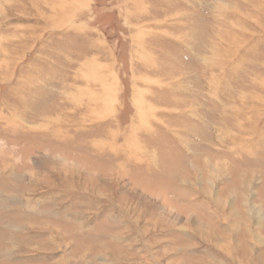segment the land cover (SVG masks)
<instances>
[{
	"label": "rangeland",
	"instance_id": "obj_1",
	"mask_svg": "<svg viewBox=\"0 0 264 264\" xmlns=\"http://www.w3.org/2000/svg\"><path fill=\"white\" fill-rule=\"evenodd\" d=\"M0 264H264V0H0Z\"/></svg>",
	"mask_w": 264,
	"mask_h": 264
},
{
	"label": "bare ground",
	"instance_id": "obj_2",
	"mask_svg": "<svg viewBox=\"0 0 264 264\" xmlns=\"http://www.w3.org/2000/svg\"><path fill=\"white\" fill-rule=\"evenodd\" d=\"M57 120V119H56Z\"/></svg>",
	"mask_w": 264,
	"mask_h": 264
}]
</instances>
